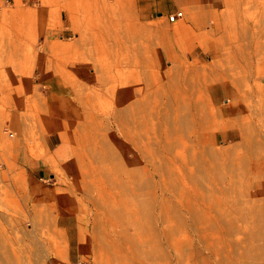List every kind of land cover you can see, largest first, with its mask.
<instances>
[{
    "label": "rangeland",
    "instance_id": "374dc122",
    "mask_svg": "<svg viewBox=\"0 0 264 264\" xmlns=\"http://www.w3.org/2000/svg\"><path fill=\"white\" fill-rule=\"evenodd\" d=\"M10 11L1 69L31 77L19 116L58 121L60 151L43 178L0 156V264H264V86L242 64H230L241 105L217 104L216 79L181 63L179 48L162 54V31L113 4L73 15L67 46L42 45L40 56L13 44ZM248 17L241 36L264 37V14Z\"/></svg>",
    "mask_w": 264,
    "mask_h": 264
},
{
    "label": "crops",
    "instance_id": "0c3cea01",
    "mask_svg": "<svg viewBox=\"0 0 264 264\" xmlns=\"http://www.w3.org/2000/svg\"><path fill=\"white\" fill-rule=\"evenodd\" d=\"M107 4L114 5L115 14L136 16L139 21L137 24L161 30L162 54L169 56L175 48H179L181 63H191L195 73L216 79L208 91L212 102L218 104L227 99L238 102L243 93L244 89L240 86L237 88L232 82V79L241 76L231 75V63L242 64L247 69L251 83L257 82L258 86H264V37L241 36L243 27H250V14H264V0H0V13L4 8H9L10 13L17 16V21L7 28L17 31V37L12 39L13 44L25 46L28 42L38 46L40 56L42 45L50 48L67 46L65 36H71L75 30L73 15L105 13ZM177 11H183V17L170 21L168 16ZM5 29V25L0 23V45L1 33ZM232 29L238 32L242 30L239 38L227 37V31ZM182 45L187 48L186 51H181ZM203 66H206L204 70ZM203 72L206 74L201 75ZM85 76L90 78L88 73ZM35 77L42 78V73L35 74ZM91 77L95 78L94 75ZM98 79H102V76L98 75ZM29 84H32L30 76L17 71L3 73L0 66V103L8 101L12 116L4 131L0 121V156L16 160L21 173L41 178L53 176L54 160L50 156L52 152L55 153L52 157L57 161L60 151L57 128L60 123L48 120L43 124L38 119L20 118L19 109L23 106ZM123 92L127 93L124 89L119 96ZM237 104L241 105L240 102ZM233 110L242 112L244 108L237 105ZM41 128H45V154H40L39 147L34 143L36 136L41 134ZM4 133L14 137L11 151L2 147L3 142L7 141ZM190 158L196 167L201 165L202 159L197 161L194 156ZM260 158L263 157L248 155L242 159L249 161ZM217 173L218 169L214 171V174Z\"/></svg>",
    "mask_w": 264,
    "mask_h": 264
},
{
    "label": "built area",
    "instance_id": "2783aa9c",
    "mask_svg": "<svg viewBox=\"0 0 264 264\" xmlns=\"http://www.w3.org/2000/svg\"><path fill=\"white\" fill-rule=\"evenodd\" d=\"M181 17H183V11H177L168 16L169 20L172 22L177 21Z\"/></svg>",
    "mask_w": 264,
    "mask_h": 264
}]
</instances>
